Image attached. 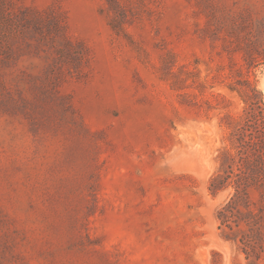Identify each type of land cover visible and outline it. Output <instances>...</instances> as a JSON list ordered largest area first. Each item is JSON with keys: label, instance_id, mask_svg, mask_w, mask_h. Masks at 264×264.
<instances>
[{"label": "rangeland", "instance_id": "1", "mask_svg": "<svg viewBox=\"0 0 264 264\" xmlns=\"http://www.w3.org/2000/svg\"><path fill=\"white\" fill-rule=\"evenodd\" d=\"M14 1L35 21L0 64V264H264L208 191L246 79L264 108V0H118L121 32L108 0Z\"/></svg>", "mask_w": 264, "mask_h": 264}, {"label": "trees", "instance_id": "2", "mask_svg": "<svg viewBox=\"0 0 264 264\" xmlns=\"http://www.w3.org/2000/svg\"><path fill=\"white\" fill-rule=\"evenodd\" d=\"M108 4L114 13L111 28L123 31L124 18L116 13L118 0H108ZM17 9L14 0H0V64H6L12 55V44L19 38L16 26L26 28L35 21L34 14ZM1 82L0 77V87ZM244 82L245 89L238 91L245 103L243 115L229 133V145L217 156L218 166L209 179L208 191L216 196L232 189L216 212L218 230L247 261L256 263L264 252V108L259 107L262 102L256 86L248 79ZM253 190L260 197L257 203L249 197Z\"/></svg>", "mask_w": 264, "mask_h": 264}]
</instances>
